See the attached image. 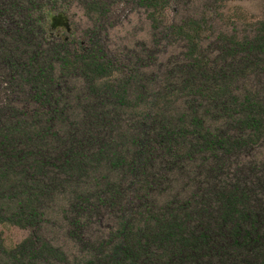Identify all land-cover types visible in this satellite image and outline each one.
<instances>
[{
	"label": "trees",
	"instance_id": "trees-1",
	"mask_svg": "<svg viewBox=\"0 0 264 264\" xmlns=\"http://www.w3.org/2000/svg\"><path fill=\"white\" fill-rule=\"evenodd\" d=\"M202 1L0 0V224L28 231L0 264H264V19ZM128 5L148 38L111 54Z\"/></svg>",
	"mask_w": 264,
	"mask_h": 264
},
{
	"label": "rangeland",
	"instance_id": "rangeland-1",
	"mask_svg": "<svg viewBox=\"0 0 264 264\" xmlns=\"http://www.w3.org/2000/svg\"><path fill=\"white\" fill-rule=\"evenodd\" d=\"M120 1L114 0L112 4H119ZM182 5L184 13L200 11L204 7L202 0H183ZM211 6L213 10L218 9L221 12L218 23L228 26L232 31H238L240 35L251 31L256 22L264 19V0H214ZM57 10L62 15L60 26L63 28L54 31L55 39L70 45L75 42L85 47V34L92 28L90 17L77 3L58 5ZM101 30V44L106 46L109 53L115 55H121L125 49H133L138 41L148 38V23L144 12L130 5L124 10H117L103 24ZM170 51L167 48L166 53L170 54ZM19 99L22 100L21 97ZM27 236L26 230L0 224V238L7 248L15 246Z\"/></svg>",
	"mask_w": 264,
	"mask_h": 264
}]
</instances>
